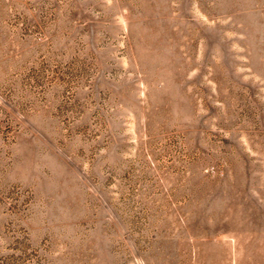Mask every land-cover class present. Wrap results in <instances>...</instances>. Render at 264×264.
I'll list each match as a JSON object with an SVG mask.
<instances>
[{
    "label": "rangeland",
    "instance_id": "374dc122",
    "mask_svg": "<svg viewBox=\"0 0 264 264\" xmlns=\"http://www.w3.org/2000/svg\"><path fill=\"white\" fill-rule=\"evenodd\" d=\"M0 264H264V0H0Z\"/></svg>",
    "mask_w": 264,
    "mask_h": 264
}]
</instances>
